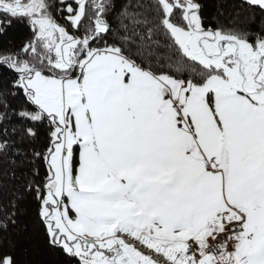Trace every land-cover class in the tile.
Wrapping results in <instances>:
<instances>
[{
	"label": "snow or ice",
	"instance_id": "6c2138e0",
	"mask_svg": "<svg viewBox=\"0 0 264 264\" xmlns=\"http://www.w3.org/2000/svg\"><path fill=\"white\" fill-rule=\"evenodd\" d=\"M0 264H264V0H0Z\"/></svg>",
	"mask_w": 264,
	"mask_h": 264
}]
</instances>
